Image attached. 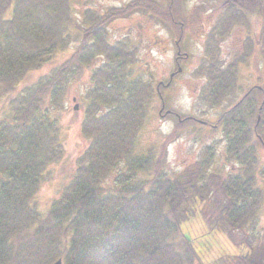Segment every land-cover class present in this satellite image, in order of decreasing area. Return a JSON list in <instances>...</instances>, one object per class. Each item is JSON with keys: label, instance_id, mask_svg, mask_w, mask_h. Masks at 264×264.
Masks as SVG:
<instances>
[{"label": "trees", "instance_id": "16d2710c", "mask_svg": "<svg viewBox=\"0 0 264 264\" xmlns=\"http://www.w3.org/2000/svg\"><path fill=\"white\" fill-rule=\"evenodd\" d=\"M185 1L169 0L167 8L136 1L103 15L86 13L88 27H81L77 49L50 75L25 84L31 72L69 49L72 2L0 0V97L9 98L11 107L0 115V264H211L183 233L200 214L199 204L211 203L201 211L210 231L245 234L240 243L251 253L235 257V264H264V246L253 241L264 213V78L224 110L213 128L222 132L233 162L228 175L209 171L213 149L176 178L164 171L163 155L139 151L158 92L150 81L132 76L133 43L111 42L108 29L114 19L143 9L178 30ZM221 9L214 28L219 40L261 17L260 40L249 36L245 48L247 55L259 48L264 56V0H223ZM207 51L212 58L198 75L209 76L202 99L214 109L238 90L247 56L225 64ZM91 67L82 123L90 145L43 217L34 199L46 170L65 153L58 120L43 105L50 99L49 107L60 108L69 83ZM185 122L196 123L190 117Z\"/></svg>", "mask_w": 264, "mask_h": 264}, {"label": "rangeland", "instance_id": "374dc122", "mask_svg": "<svg viewBox=\"0 0 264 264\" xmlns=\"http://www.w3.org/2000/svg\"><path fill=\"white\" fill-rule=\"evenodd\" d=\"M136 1L145 0H71L74 26L70 28L72 42L69 49L59 53L52 63L31 72L25 84H35L41 77L50 75L77 49L81 27H88L86 13L103 15L113 8L124 7ZM151 1L163 8H167L169 3V0ZM222 2L223 0H186L183 4L184 8L186 6V13L179 17L181 25H176L178 30L173 28L174 25H165L157 16L143 9L127 17L114 19L108 29L111 42L127 38L137 49V62L131 67L134 78L150 81L156 88L160 82L168 84L170 74H178L172 85L163 92V98L165 109L180 115V118L165 116V111L160 114L163 104L160 98L156 97L150 105L139 145V151L142 153L152 150L156 157L163 155L164 159L161 161L164 171L171 178L181 176L197 161L205 160L207 148L210 151L213 149L216 153L209 171L223 175L233 171V162L228 161L225 153L223 134L220 130L211 128V125H215L221 113L242 98L252 86L263 83L261 80L264 78V56L261 49L257 48L247 55L245 48L249 36L260 40L261 17L253 16L249 21L250 28L237 26L231 35L219 40L214 28L221 14ZM177 41L179 45L181 44L182 52L188 56L179 62ZM207 50L213 54L215 51L225 64L237 61L242 55L247 56L245 62L240 65L238 90L231 95L230 100L214 109L206 105L202 99V91L209 76L205 72L198 75L212 58L208 56ZM179 67L181 73H178ZM92 71L93 67L86 68L80 77L69 83L60 108L49 107L50 99L44 102L43 108H49L52 116L58 120L65 153L60 161L46 170L34 199V204L43 217H47L54 202L61 197L63 190L74 177L80 156L90 145V138L82 135V123L85 118L86 93L91 84ZM22 85L18 88L19 91ZM9 102V98L0 97V115L9 113L11 110ZM192 116L208 124L185 122L186 117ZM261 154L264 159V152L261 151ZM261 187L264 189L263 179ZM211 206L212 203L199 204L200 214L183 226V233L192 239L205 263L235 264V257L251 253L240 243L245 234L240 231L233 236H227L210 231L201 211L211 209ZM254 234L253 239H256L253 240L254 247H263V211L260 213Z\"/></svg>", "mask_w": 264, "mask_h": 264}, {"label": "flooded vegetation", "instance_id": "af4514ba", "mask_svg": "<svg viewBox=\"0 0 264 264\" xmlns=\"http://www.w3.org/2000/svg\"><path fill=\"white\" fill-rule=\"evenodd\" d=\"M176 43H177V42H176ZM176 45H177V44H176ZM177 46H178V45H177ZM177 55H178V53H177ZM181 55H182V54H181ZM177 58L179 59V60L177 59V62H179L180 59H183L182 57H177ZM169 77H170V76H169ZM170 85H171V84H170ZM170 85H167V84H165V83H164V84H161V85L158 86L157 90L159 91L161 87L166 88V87H169Z\"/></svg>", "mask_w": 264, "mask_h": 264}, {"label": "water", "instance_id": "95a60500", "mask_svg": "<svg viewBox=\"0 0 264 264\" xmlns=\"http://www.w3.org/2000/svg\"><path fill=\"white\" fill-rule=\"evenodd\" d=\"M179 72H181V69H179ZM77 109V108H76ZM54 264H63V261L62 260H58L56 263Z\"/></svg>", "mask_w": 264, "mask_h": 264}]
</instances>
